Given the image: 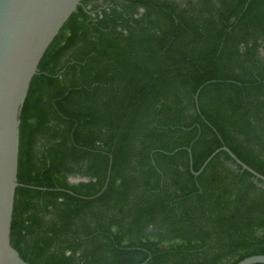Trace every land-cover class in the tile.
<instances>
[{"label": "trees", "instance_id": "1", "mask_svg": "<svg viewBox=\"0 0 264 264\" xmlns=\"http://www.w3.org/2000/svg\"><path fill=\"white\" fill-rule=\"evenodd\" d=\"M19 120L27 263L264 255V182L223 151L193 175L225 146L264 177V0H81Z\"/></svg>", "mask_w": 264, "mask_h": 264}, {"label": "water", "instance_id": "2", "mask_svg": "<svg viewBox=\"0 0 264 264\" xmlns=\"http://www.w3.org/2000/svg\"><path fill=\"white\" fill-rule=\"evenodd\" d=\"M80 3L81 0H0V264H29L10 245L13 200L19 186V117L41 58ZM219 151L264 182L263 176L225 146L213 152L193 175H199ZM237 264H264V255L250 256Z\"/></svg>", "mask_w": 264, "mask_h": 264}, {"label": "rangeland", "instance_id": "3", "mask_svg": "<svg viewBox=\"0 0 264 264\" xmlns=\"http://www.w3.org/2000/svg\"><path fill=\"white\" fill-rule=\"evenodd\" d=\"M79 180H80V179H78V178H71V179H70V181L73 182V183H76V182H78Z\"/></svg>", "mask_w": 264, "mask_h": 264}]
</instances>
